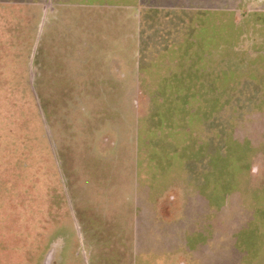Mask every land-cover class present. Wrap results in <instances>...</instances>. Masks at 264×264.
<instances>
[{
	"label": "rangeland",
	"instance_id": "rangeland-1",
	"mask_svg": "<svg viewBox=\"0 0 264 264\" xmlns=\"http://www.w3.org/2000/svg\"><path fill=\"white\" fill-rule=\"evenodd\" d=\"M211 2L219 42L172 46L174 62L158 57L148 69L157 52L138 49L125 24L122 48L107 47L104 77H93L82 58L74 63L80 47L55 2L46 15L42 0H0V264H98L102 239L91 232L105 223L91 214L99 219L104 202L130 200L148 183L156 199L177 193V239L165 246L180 243L188 264H257L243 253L258 247L249 233L259 230V97L245 90L243 32L232 31L243 0ZM110 18L94 22L92 37L104 39ZM201 54L206 61L183 62ZM204 68L220 76L213 89L187 96L180 72ZM189 80L195 90L198 79ZM185 104H198L200 118L219 112L208 138L221 157L208 159L200 124L181 136Z\"/></svg>",
	"mask_w": 264,
	"mask_h": 264
},
{
	"label": "crops",
	"instance_id": "crops-1",
	"mask_svg": "<svg viewBox=\"0 0 264 264\" xmlns=\"http://www.w3.org/2000/svg\"><path fill=\"white\" fill-rule=\"evenodd\" d=\"M206 1L42 0L41 7L46 15L50 10H53V2L60 11L64 10L63 13H57L66 15H62L61 19L64 22L60 23V26L62 28L66 26L67 34L75 40V42H71V45L80 47V59L75 60L74 63L81 62L82 58L83 66L78 65V67H81L83 71L91 72L93 77L95 72H100V76L104 77L105 62L110 59L106 56L107 53H110L107 47L122 48L125 27L127 30L129 29V25L125 26V24H131L133 37L134 34L138 36V49L142 44L154 50L153 53L157 52L156 56L151 57L153 62L147 58L146 68L148 69L158 57L164 65L174 62L176 58L170 60V56H168L172 46L181 47L183 44H192L193 42H219L220 23L215 17L217 10L213 7V2L205 4ZM242 8V10L235 11L232 31L241 30L243 32L242 38L246 54L245 70L247 74H250L246 77L245 90L251 88V93L258 94L259 97V224H255L259 230L249 233L256 239L255 243L258 247L248 248L243 253L245 256L247 255L246 261L264 264V0H243ZM93 14L98 15L92 16ZM104 16L111 18L106 24H103L106 30L104 39L98 40L97 36L92 37L91 27L94 22L104 19ZM58 21L60 22V19ZM112 31L115 32V40L108 39V32ZM252 45L258 48V57L255 52L249 50V46ZM206 56L208 55L201 54V56L191 57L190 61H182L186 63L206 61ZM119 59L123 60V56ZM250 69L251 71H249ZM183 71L186 73L188 69L184 67ZM180 73L181 82L184 81L182 76L185 77V80L187 77L186 84H190V87L189 77L193 76L198 79L195 90H189L190 87L187 91L185 90L187 96L204 95L205 86L207 85V89H213L214 80L220 77L217 72L205 68L200 71L196 70L195 73H190L188 76H185L183 72ZM107 77L108 75L105 78ZM197 105L185 104L182 109L185 114L180 116L184 130H179V133L181 136L186 131L189 133L191 131L190 123L193 125V130L200 124L202 132L205 130L206 140L208 139L205 140L206 146L209 148L208 159L219 158L220 152L217 151L214 154L211 151L208 138V133L214 130L212 129L214 120L219 118V113L215 112L216 115H214V110L212 114L211 111L209 113L206 110L202 112L204 114L207 112L206 117L200 118ZM216 137L219 138V133L218 136L216 134ZM212 141L211 138L210 142L212 143ZM250 174L255 173L250 171ZM141 189L146 193L140 194ZM154 190L153 184L136 185L132 193L134 197L130 200H121L115 204L113 201L104 202V205L102 204L104 214L99 215V219L96 215L91 214V220L94 218L96 221L102 220L105 223L98 230L91 232L92 237L98 234L102 239L101 243L95 245L98 246L95 248L98 264H188L184 254L181 253L180 243L177 244L174 252L165 246L177 239L174 227L178 226L177 223L181 220L182 215L177 193L175 194L171 189L168 197L164 198L163 196L156 199L154 194H151ZM110 231L115 233L114 244L110 240V242L103 240L105 234L110 235ZM165 234L168 236L162 239ZM91 242L94 244L93 240Z\"/></svg>",
	"mask_w": 264,
	"mask_h": 264
},
{
	"label": "trees",
	"instance_id": "trees-1",
	"mask_svg": "<svg viewBox=\"0 0 264 264\" xmlns=\"http://www.w3.org/2000/svg\"><path fill=\"white\" fill-rule=\"evenodd\" d=\"M220 111V110H219ZM214 113H215V111H214ZM219 113V112H218ZM220 115V114H219ZM221 157V156H220Z\"/></svg>",
	"mask_w": 264,
	"mask_h": 264
}]
</instances>
